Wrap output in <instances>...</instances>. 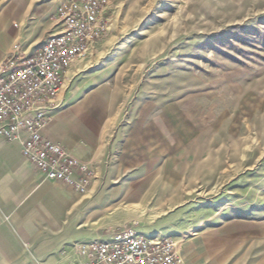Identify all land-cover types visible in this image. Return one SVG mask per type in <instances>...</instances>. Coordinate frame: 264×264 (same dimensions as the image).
I'll return each instance as SVG.
<instances>
[{
	"label": "rangeland",
	"instance_id": "rangeland-1",
	"mask_svg": "<svg viewBox=\"0 0 264 264\" xmlns=\"http://www.w3.org/2000/svg\"><path fill=\"white\" fill-rule=\"evenodd\" d=\"M58 1L0 0V50L19 37L47 39ZM111 8L103 59L116 81L173 105L195 131L125 200L126 223L177 241L196 224L203 232L251 223L262 231L235 256L264 264V0H111Z\"/></svg>",
	"mask_w": 264,
	"mask_h": 264
},
{
	"label": "crops",
	"instance_id": "crops-1",
	"mask_svg": "<svg viewBox=\"0 0 264 264\" xmlns=\"http://www.w3.org/2000/svg\"><path fill=\"white\" fill-rule=\"evenodd\" d=\"M61 1L49 19L52 33L58 30ZM15 43L29 50L41 44L19 37L1 48L0 61ZM104 45L105 39L93 44L68 68L57 107L42 131L95 168L88 193L48 180L23 156L17 141L0 133V264H85L75 244L129 225L125 200L134 201L141 194L139 185L151 183L152 170L162 163L169 167L173 151L195 134L183 129L173 105L146 102L119 85L111 61L103 59L109 54ZM198 225L185 228L195 234L179 240L187 264H252L245 253L235 254L262 231L259 227L244 222L200 232Z\"/></svg>",
	"mask_w": 264,
	"mask_h": 264
},
{
	"label": "built area",
	"instance_id": "built-area-1",
	"mask_svg": "<svg viewBox=\"0 0 264 264\" xmlns=\"http://www.w3.org/2000/svg\"><path fill=\"white\" fill-rule=\"evenodd\" d=\"M58 30L33 50L15 43L0 61V133L17 141L23 156L48 180L86 194L96 179L89 163L43 134L71 64L110 31L111 0H62ZM135 225V224H134ZM107 231L75 244L85 264H187L174 238L147 237L136 226Z\"/></svg>",
	"mask_w": 264,
	"mask_h": 264
}]
</instances>
